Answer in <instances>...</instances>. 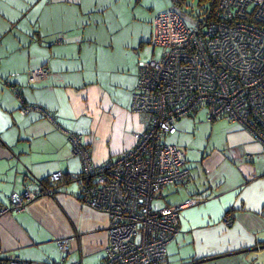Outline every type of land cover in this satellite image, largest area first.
<instances>
[{
    "label": "crops",
    "instance_id": "obj_1",
    "mask_svg": "<svg viewBox=\"0 0 264 264\" xmlns=\"http://www.w3.org/2000/svg\"><path fill=\"white\" fill-rule=\"evenodd\" d=\"M106 1L0 0V208L30 178L64 176L52 195L1 218V259L51 264L63 258L57 241L72 236L66 264H99L106 257L109 217L80 195L83 161L71 135H82L96 166L135 146L134 133L146 123L132 107L141 57L134 51L149 34L142 32L137 46L136 36H125L118 21L108 19L117 0ZM43 67L49 76L30 84L31 71ZM26 104L51 117L24 113ZM202 110L206 115L200 109L192 116ZM189 117L176 121L177 132ZM221 119L227 122L217 143L201 147L187 138L186 148L179 146L189 179L166 187L153 202L158 209L198 200L181 211L163 264H264V146L238 123ZM169 188L173 197L164 194Z\"/></svg>",
    "mask_w": 264,
    "mask_h": 264
},
{
    "label": "built area",
    "instance_id": "obj_2",
    "mask_svg": "<svg viewBox=\"0 0 264 264\" xmlns=\"http://www.w3.org/2000/svg\"><path fill=\"white\" fill-rule=\"evenodd\" d=\"M210 1L213 11L207 9L195 24L172 10L153 20L152 45L162 51L160 58L139 63L132 107L143 115L146 128L134 133L131 150L96 166L82 135H71L83 161L80 195L109 217L107 254L99 264H163L168 244L179 233L181 211L198 202L188 199L158 209L153 204L166 187L190 176L185 150L166 141L177 132V120L204 109L208 121L228 118L264 146V0ZM49 73L47 67L34 69L29 81L36 84ZM22 108L51 117L39 106ZM63 182L61 172L45 181L30 178L23 192L11 194L0 208V221L52 195ZM73 241L75 236L57 241L63 258L51 264H66ZM0 264L31 263L13 257L0 258Z\"/></svg>",
    "mask_w": 264,
    "mask_h": 264
},
{
    "label": "rangeland",
    "instance_id": "obj_3",
    "mask_svg": "<svg viewBox=\"0 0 264 264\" xmlns=\"http://www.w3.org/2000/svg\"><path fill=\"white\" fill-rule=\"evenodd\" d=\"M109 1L111 0L105 3H109ZM211 7L210 0H117L115 5H113L112 9L108 12V19L118 21L119 30L123 29V34L125 36H136L137 46L141 42V33L149 32L146 38H144L147 43H144L143 48L138 47V49L134 51L141 54L138 62L140 63L154 58L158 59L161 56L162 49L160 47L154 48L152 45L153 20L159 13L165 10L176 11L182 15L189 24H195L201 14ZM115 53L117 56L120 54L117 50ZM101 55L106 56L105 51H102ZM185 120L186 126L181 127V125H178L177 134L166 138L168 142L178 146L181 145L183 148H186L184 146V141L186 142L187 138L193 139L195 145L201 147H205L204 145L209 144L208 142L214 141V143H217L216 141L219 140L217 131L221 127V122H227L225 119L221 118L209 122L203 110ZM213 128L215 132L212 133ZM171 192L172 188H169L164 194H170L169 196L173 197L175 193ZM154 204L156 205V200Z\"/></svg>",
    "mask_w": 264,
    "mask_h": 264
},
{
    "label": "trees",
    "instance_id": "obj_4",
    "mask_svg": "<svg viewBox=\"0 0 264 264\" xmlns=\"http://www.w3.org/2000/svg\"><path fill=\"white\" fill-rule=\"evenodd\" d=\"M214 5H215V3H214V2H211V6H212V7H211L210 9H208L210 12L213 11V8H214L213 6H214ZM204 12H205V11H204ZM204 12H203V13H204ZM203 13H202V14H203ZM153 29H154V28H153ZM152 37H153V35H152ZM138 79H139V78H138ZM29 82H30V81H29ZM30 84H31V83H30ZM137 84H138V83H137ZM32 85H34V84H32ZM134 92H135V91H134ZM133 94H134V93H133ZM43 109H44V108H43ZM44 110H45V109H44ZM45 111H46V110H45ZM191 116H192V115H191ZM206 118H207V116H206ZM207 121H208V120H207ZM209 122H213V121H209ZM46 179H47V178H46ZM46 179H45V180H46ZM45 180H44V181H45Z\"/></svg>",
    "mask_w": 264,
    "mask_h": 264
}]
</instances>
